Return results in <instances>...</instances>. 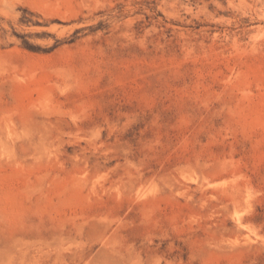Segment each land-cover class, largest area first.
I'll list each match as a JSON object with an SVG mask.
<instances>
[{
    "label": "rangeland",
    "instance_id": "obj_1",
    "mask_svg": "<svg viewBox=\"0 0 264 264\" xmlns=\"http://www.w3.org/2000/svg\"><path fill=\"white\" fill-rule=\"evenodd\" d=\"M0 264H264V0H0Z\"/></svg>",
    "mask_w": 264,
    "mask_h": 264
}]
</instances>
